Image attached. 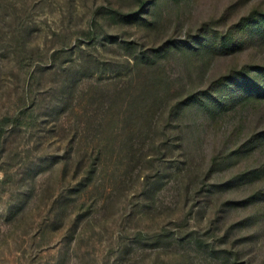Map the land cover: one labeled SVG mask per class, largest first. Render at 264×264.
<instances>
[{"label":"rangeland","instance_id":"obj_1","mask_svg":"<svg viewBox=\"0 0 264 264\" xmlns=\"http://www.w3.org/2000/svg\"><path fill=\"white\" fill-rule=\"evenodd\" d=\"M253 11L0 0V264H264V97L221 84Z\"/></svg>","mask_w":264,"mask_h":264},{"label":"trees","instance_id":"obj_2","mask_svg":"<svg viewBox=\"0 0 264 264\" xmlns=\"http://www.w3.org/2000/svg\"><path fill=\"white\" fill-rule=\"evenodd\" d=\"M256 11H253L252 14L246 17L245 25L250 27L248 30L249 34H258L262 35L264 33V13L261 16L256 14ZM246 31V30H245ZM245 32L238 30H229L223 34L220 42L222 45L227 47H239L243 43ZM201 41V40H200ZM237 74L229 76L228 80H223L222 85H231L235 83L239 86L238 91L243 93L246 96H252L258 94L264 97V61H260L258 64L254 65L252 69L250 66H243V68L237 71ZM243 77L244 79H241ZM233 85V84H232ZM223 89H219L215 94L217 105L220 106L224 100V97L220 94Z\"/></svg>","mask_w":264,"mask_h":264}]
</instances>
